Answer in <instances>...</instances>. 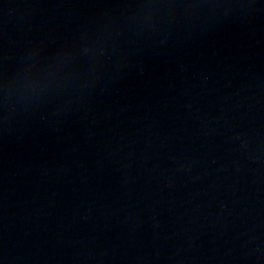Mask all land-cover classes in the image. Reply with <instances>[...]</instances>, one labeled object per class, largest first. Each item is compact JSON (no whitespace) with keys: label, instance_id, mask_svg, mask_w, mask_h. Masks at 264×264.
<instances>
[{"label":"water","instance_id":"95a60500","mask_svg":"<svg viewBox=\"0 0 264 264\" xmlns=\"http://www.w3.org/2000/svg\"><path fill=\"white\" fill-rule=\"evenodd\" d=\"M0 264H264V0H0Z\"/></svg>","mask_w":264,"mask_h":264}]
</instances>
